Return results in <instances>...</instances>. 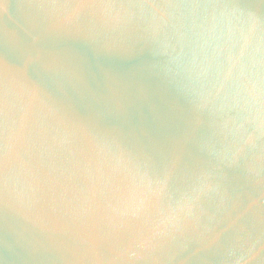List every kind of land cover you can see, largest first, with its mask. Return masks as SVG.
Returning a JSON list of instances; mask_svg holds the SVG:
<instances>
[{
  "label": "water",
  "instance_id": "obj_1",
  "mask_svg": "<svg viewBox=\"0 0 264 264\" xmlns=\"http://www.w3.org/2000/svg\"><path fill=\"white\" fill-rule=\"evenodd\" d=\"M0 264H264V0H0Z\"/></svg>",
  "mask_w": 264,
  "mask_h": 264
}]
</instances>
